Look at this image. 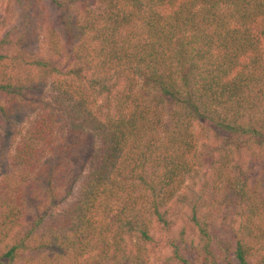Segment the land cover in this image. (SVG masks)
Wrapping results in <instances>:
<instances>
[{
    "label": "trees",
    "instance_id": "obj_1",
    "mask_svg": "<svg viewBox=\"0 0 264 264\" xmlns=\"http://www.w3.org/2000/svg\"><path fill=\"white\" fill-rule=\"evenodd\" d=\"M46 1L43 54L0 36V264H264V0Z\"/></svg>",
    "mask_w": 264,
    "mask_h": 264
},
{
    "label": "rangeland",
    "instance_id": "obj_2",
    "mask_svg": "<svg viewBox=\"0 0 264 264\" xmlns=\"http://www.w3.org/2000/svg\"><path fill=\"white\" fill-rule=\"evenodd\" d=\"M25 3V4H24ZM57 10L46 0H0V36L10 31L23 39L29 53H44L42 33L46 25L57 26ZM28 114L12 116L13 123H24ZM29 117V116H28ZM13 128V124L11 125ZM0 120V162L10 150L15 132Z\"/></svg>",
    "mask_w": 264,
    "mask_h": 264
}]
</instances>
